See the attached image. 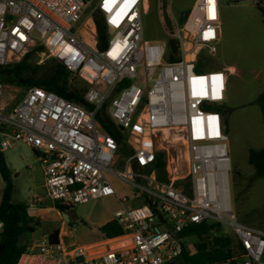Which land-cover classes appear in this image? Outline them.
Returning a JSON list of instances; mask_svg holds the SVG:
<instances>
[{"label":"built area","instance_id":"2783aa9c","mask_svg":"<svg viewBox=\"0 0 264 264\" xmlns=\"http://www.w3.org/2000/svg\"><path fill=\"white\" fill-rule=\"evenodd\" d=\"M220 1L195 0L181 26L166 33L165 41L151 42L142 36L145 0H0V66L41 46L37 63L55 59L76 74L87 84L84 101L90 107L30 87L9 109L0 84V151L16 142L35 151L44 194L54 204L115 199L119 207L112 220L123 231L112 238L115 247L97 254L46 236L16 264H170L181 251L178 234L205 220L231 229L242 248L235 264H264V232L236 221L230 207V161L220 113L227 70H195L201 51H217ZM230 1L264 8V0ZM95 11L105 25L103 48ZM173 56L178 58L166 59ZM102 109L126 133L127 154L96 120ZM173 145L183 155L186 176L178 175ZM158 151L164 153V180L152 168ZM186 178L190 195L176 185ZM111 179L136 189L135 199L143 205L127 206Z\"/></svg>","mask_w":264,"mask_h":264},{"label":"rangeland","instance_id":"374dc122","mask_svg":"<svg viewBox=\"0 0 264 264\" xmlns=\"http://www.w3.org/2000/svg\"><path fill=\"white\" fill-rule=\"evenodd\" d=\"M194 3L195 0H167V7L163 8L160 0H147L148 8L143 6L140 12L143 38L151 42L165 41L164 15L171 18L174 27L181 26ZM220 22L221 39L216 53L210 55L203 51L199 59L203 73L231 66L237 69L236 74L227 73L228 91L222 110L226 121L223 133L227 137L225 143L230 161V207L236 221L264 232V179L255 178L247 162L250 149H264V23L256 4L230 0L220 1ZM37 58L39 61L40 57ZM42 60L40 64L48 59L43 57ZM1 85L2 102L10 109L23 98L25 91ZM118 131L125 140L126 133ZM169 150L174 158L178 157L179 177L186 176L182 153L175 145ZM3 156L13 184L11 202L25 204L32 209L31 201L41 198L36 213L31 215L38 226L32 234L26 235L32 244L40 243L54 231H58V236L68 244H86L96 235V227L112 218L119 207L115 199L102 198L75 204L62 213L56 209V212L54 203L45 197L41 167L33 150L22 142H16L12 148L3 151ZM110 182L119 197L128 199L127 206L143 205L142 201L135 199L137 190L128 183L117 179ZM2 188L0 178V196ZM218 224L219 233L234 236L226 224ZM194 242L193 237L182 240L190 250Z\"/></svg>","mask_w":264,"mask_h":264},{"label":"trees","instance_id":"16d2710c","mask_svg":"<svg viewBox=\"0 0 264 264\" xmlns=\"http://www.w3.org/2000/svg\"><path fill=\"white\" fill-rule=\"evenodd\" d=\"M160 2L163 8L167 7V0H160ZM256 6L264 23V8L258 4ZM93 18L97 29L98 46L103 48L105 45L103 18L99 11L94 12ZM164 29L166 33L174 31V24L166 14L164 15ZM42 51L43 48L37 46L34 52L27 53L19 62L0 66V84L19 87L24 91L30 87H40L69 102L87 106L84 101L87 84L55 59H48L46 62L38 64L36 53ZM202 53L203 51L197 57L196 71L203 70L199 59ZM177 58L166 57L167 60ZM96 120L107 133L117 140L119 152L127 154L128 150L125 147L123 135L119 133L105 109L97 114ZM33 153L36 156V152L33 151ZM247 162L253 169V176L264 179V149H250ZM152 168L156 173V178L164 180L165 160L162 151L156 153ZM0 178L3 184L0 196V264H16L19 256L27 251L24 237L34 232L38 222L29 214L28 205L11 202L13 190L11 173L1 151ZM189 184V178L176 183L177 186H184L183 192L187 195H190ZM54 207L62 213L72 206L67 207L55 203ZM218 227V223L205 220L199 224H191L182 230L178 234V238L181 240L180 254L170 264H220L227 261L235 264L241 255L242 248L234 236L230 237L219 233ZM96 232L101 240L112 239L123 234L122 228L112 219L97 228ZM187 237L195 238L192 250L182 243V240ZM48 238L50 241H57L58 231H54Z\"/></svg>","mask_w":264,"mask_h":264},{"label":"crops","instance_id":"0c3cea01","mask_svg":"<svg viewBox=\"0 0 264 264\" xmlns=\"http://www.w3.org/2000/svg\"><path fill=\"white\" fill-rule=\"evenodd\" d=\"M220 39H221V30H220ZM222 69H226L227 70V73H229V72H232V73H237V69L234 67V66H231V67H224V68H222ZM227 91H228V74H227V87H226V93H227ZM225 102H226V95H225V101H224V103L222 104V106H221V115H222V110H223V108H224V104H225ZM222 119H223V128H224V125H226V121H225V118H224V116L222 115ZM42 171V170H41ZM35 197H37V194L35 195ZM46 197V196H45ZM39 202H41V198L40 197H38V198H36L34 201H31V208L32 209H28V212H29V214L30 215H33L32 213H36V210H37V208H36V206L38 205V203ZM53 210L54 211H56V212H58L56 209H55V207H53ZM110 219H112V218H110ZM109 219V220H110ZM109 220H107V221H109ZM106 221V222H107ZM106 222H104V223H102V224H100V225H98L97 227H96V229H95V231L97 230V228H99L100 226H102L103 224H105ZM26 238L24 239V243L27 245V249H29V248H31V247H33L35 244L33 243H31V239L30 238H28L27 236H25ZM112 239H106V240H101L100 239V237H99V235L97 234V232H96V235L94 236V237H92V239H91V241L90 242H88V243H86V244H83V245H81V246H84V247H89L88 249V254H97V253H99V252H101L102 250H104V249H106V248H109V247H115L116 246V244L115 243H112V241H111ZM93 247V248H92Z\"/></svg>","mask_w":264,"mask_h":264},{"label":"water","instance_id":"95a60500","mask_svg":"<svg viewBox=\"0 0 264 264\" xmlns=\"http://www.w3.org/2000/svg\"><path fill=\"white\" fill-rule=\"evenodd\" d=\"M168 45H169V48H170L171 52H172V53H175L176 50H177V46H176V44H175L174 39H172V38L169 39V40H168ZM119 130H122V128L119 127ZM158 218H159L160 220L163 221V219L161 218V216H158ZM180 244H181V241H180Z\"/></svg>","mask_w":264,"mask_h":264},{"label":"bare ground","instance_id":"6f19581e","mask_svg":"<svg viewBox=\"0 0 264 264\" xmlns=\"http://www.w3.org/2000/svg\"><path fill=\"white\" fill-rule=\"evenodd\" d=\"M144 6H145V9L148 8V4H147L146 0H145V3H144ZM223 193L225 194V196H227V189H224Z\"/></svg>","mask_w":264,"mask_h":264}]
</instances>
